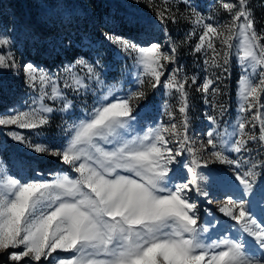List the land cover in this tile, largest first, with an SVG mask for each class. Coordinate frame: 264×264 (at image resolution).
Listing matches in <instances>:
<instances>
[{
  "label": "snow or ice",
  "instance_id": "6c2138e0",
  "mask_svg": "<svg viewBox=\"0 0 264 264\" xmlns=\"http://www.w3.org/2000/svg\"><path fill=\"white\" fill-rule=\"evenodd\" d=\"M147 6L154 10L155 21L165 26L177 22V14L170 7L162 9L153 0H147ZM222 8L230 17L226 25L214 26L209 22L212 17L205 18L195 8L181 17L194 25L189 38L201 29L194 51L205 53L206 71L214 67L227 73L231 50L236 47L233 39L239 38L240 110L251 116L238 123V138L225 148L224 142L217 141L215 130L207 131L206 139L199 142L188 134L189 79L179 78L181 69L175 68L162 81L168 65L176 63L177 47L170 37V51L166 52L152 40L139 42L105 33V40L142 66L152 89L163 86L179 93L181 120L178 124L175 113L167 111L168 125L135 132L133 101L145 98V81L138 77L141 87L136 91L123 97L102 95L82 119L69 124L66 141L60 147L33 143L18 131L9 130L7 135L12 140L36 154L59 158L76 175H57L51 181L0 176L3 264H264V221L255 217L251 201L245 198L253 194L255 169L264 168V160L230 158L231 152L238 156L247 153L250 142L264 144V103L260 102L264 95V34L256 30L249 0L225 2ZM216 40L222 45L220 49ZM10 45L9 38L0 36V70L22 71L24 83L38 95L29 110L0 116V127L43 128L55 111L70 113L74 108L65 89L79 94L88 90L87 81L101 83L99 60L79 58L66 66L68 75L62 89L59 77L53 78L31 62L18 64L10 50H3ZM77 66L83 75L72 70ZM217 80L219 76L206 77L197 85L196 77H192L191 84L207 96L210 90L212 94L218 91L213 87ZM45 100L53 105L59 101V109ZM207 119L213 125L217 122L212 115ZM257 122L258 136L245 131L246 124L255 129ZM204 152L207 159L202 158ZM216 162L231 166L238 182L239 195L227 194L226 202L217 210L235 222L240 235L231 234L229 227L225 230L229 235L209 237L205 242L202 234L209 232L213 222L207 227L201 223V210L192 194L211 205L212 194L202 183L206 177L201 169ZM245 166L247 170L242 172ZM33 174L41 175L37 170ZM61 251L71 255L61 257ZM53 254H57L55 261Z\"/></svg>",
  "mask_w": 264,
  "mask_h": 264
},
{
  "label": "rangeland",
  "instance_id": "374dc122",
  "mask_svg": "<svg viewBox=\"0 0 264 264\" xmlns=\"http://www.w3.org/2000/svg\"><path fill=\"white\" fill-rule=\"evenodd\" d=\"M225 2L232 0H188L187 4L184 0H168L166 5L164 0H153L158 7L162 9L170 7L177 14V22H169L165 26L155 21L154 10L147 6V0H102L99 3L100 8L109 9V14L104 17L100 12L90 8L86 0H0V36H6L11 41L10 47L5 46L3 50H10L18 64L31 62L53 78L59 77V84L63 89V80L68 75L66 66L75 64L79 58L90 62L99 60L97 71L101 78L99 85L87 81L88 90H81L79 94L65 89L74 108L70 113L55 111L51 115L50 123L43 128L29 130L15 126L11 129L0 127V176L11 175L25 181H51L57 175L64 174L75 176L76 174L59 158L34 153L25 145L12 140L7 135L8 131H18L33 143L60 147L66 141V129L69 124L82 119L85 112L91 110L102 95H109V98L123 97L129 92L136 91L141 87L137 83L138 77L145 81L142 86L145 98L133 101L137 112L134 131L142 132L150 127L168 125L167 111L175 113L176 122L179 124L181 120L178 111L179 93L175 89L169 91L163 86L152 89L148 82L149 77L143 72L142 66L115 44L105 40L103 38L105 33L123 35L139 42L152 40L158 42L166 52L170 51V37L177 47L176 63L168 65L162 81L166 80L175 68L181 69L179 78L189 79L186 86L188 134L199 142L206 139L207 131L215 130L217 141L224 142L227 148L231 141L238 138L236 135L239 132L238 123L251 116V113H242L240 110L242 101L238 81L241 66L237 55L239 38L233 39L236 47L231 50L228 72L224 73L222 69L214 67H207L206 71L205 53L194 51L201 29L197 28V34L189 38L194 25L189 19L181 17V14L188 16L191 9L195 8L205 18L212 17L209 22L214 26L226 25L230 23V17L222 8ZM249 8L257 32L264 34V0H249ZM149 18H152L153 22L150 23ZM124 25L130 29H124ZM215 43L218 49L222 47L219 40ZM208 58L210 59V54ZM72 70L83 75L78 66ZM217 76L219 80L213 85L218 89L215 94L210 90L205 96L197 90V85L206 77L215 79ZM192 77H196L197 85L191 84ZM37 95V92L29 89L24 83L22 71L0 70V116H6L15 110H29L33 107V100ZM44 102L57 109L60 107L59 101L54 105L48 100ZM260 102L264 103V95L261 96ZM221 107L224 109L222 112ZM208 115L216 117L215 125L207 119ZM245 131L255 132L258 136L259 123L257 122L255 129L246 124ZM102 146L111 147L104 144ZM248 149L247 153L239 156L231 152L230 158L251 159L257 162L264 160V144L259 141L250 142ZM202 158L207 159L208 153L204 152ZM33 170L39 171L41 175H34ZM246 170L247 166L241 169L242 172ZM201 171L206 177L202 183L209 186L213 202L209 205L203 197L197 199L195 193L192 194V198L199 204L201 223L207 227L209 221L213 222L209 232L202 234L205 242H208L209 237L216 239L220 235H229V232L225 231L229 227L231 234L239 236L235 222L217 210L226 202L227 194L239 195L238 182L234 180L232 167L216 162L202 168ZM255 172L253 194L245 198L251 201V210L255 217L259 221H264V168L258 167ZM217 220L220 221L219 224H216ZM217 228L219 231H216ZM2 255L0 253V256ZM58 255L67 257L71 254L61 251ZM56 256L57 254H53V261ZM0 264H3L2 260Z\"/></svg>",
  "mask_w": 264,
  "mask_h": 264
},
{
  "label": "trees",
  "instance_id": "16d2710c",
  "mask_svg": "<svg viewBox=\"0 0 264 264\" xmlns=\"http://www.w3.org/2000/svg\"><path fill=\"white\" fill-rule=\"evenodd\" d=\"M102 0H86V2H87V4H88V6L90 7V8H92L93 10H95V11H98V12H100L101 13V15H103V17L104 16H106V15H108L109 14V9H105V8H100V2H101ZM102 9H104V10H102ZM123 28L124 29H130L127 25H124L123 26ZM123 33H125V32H123Z\"/></svg>",
  "mask_w": 264,
  "mask_h": 264
}]
</instances>
